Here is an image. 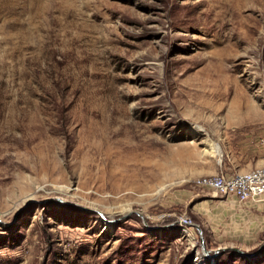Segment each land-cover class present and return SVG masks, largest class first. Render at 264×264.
<instances>
[{"label": "rangeland", "instance_id": "374dc122", "mask_svg": "<svg viewBox=\"0 0 264 264\" xmlns=\"http://www.w3.org/2000/svg\"><path fill=\"white\" fill-rule=\"evenodd\" d=\"M263 163L264 0H0V264H264Z\"/></svg>", "mask_w": 264, "mask_h": 264}, {"label": "built area", "instance_id": "2783aa9c", "mask_svg": "<svg viewBox=\"0 0 264 264\" xmlns=\"http://www.w3.org/2000/svg\"><path fill=\"white\" fill-rule=\"evenodd\" d=\"M200 186L211 188L216 194L232 195L239 202L264 200V164L248 171L232 174L219 172L202 176L197 180ZM183 227L190 226L192 221L187 217L180 219Z\"/></svg>", "mask_w": 264, "mask_h": 264}, {"label": "bare ground", "instance_id": "6f19581e", "mask_svg": "<svg viewBox=\"0 0 264 264\" xmlns=\"http://www.w3.org/2000/svg\"><path fill=\"white\" fill-rule=\"evenodd\" d=\"M198 134H199V133H198ZM207 148H208V149L205 150V153H206V154H210L211 151H212V152H214V154H215L216 156H218L219 160H221V158H222V153H221L220 151H217V150H216V146H215V145L211 144V145H209Z\"/></svg>", "mask_w": 264, "mask_h": 264}, {"label": "crops", "instance_id": "0c3cea01", "mask_svg": "<svg viewBox=\"0 0 264 264\" xmlns=\"http://www.w3.org/2000/svg\"><path fill=\"white\" fill-rule=\"evenodd\" d=\"M263 164H264V163H263ZM263 164H262V165H263ZM235 199H236V198H235ZM236 200H237V199H236ZM237 201H238V200H237Z\"/></svg>", "mask_w": 264, "mask_h": 264}]
</instances>
